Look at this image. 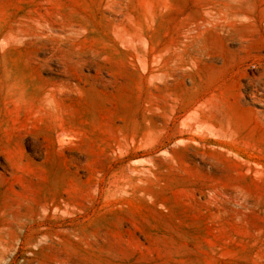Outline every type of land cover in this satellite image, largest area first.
<instances>
[{
  "label": "rangeland",
  "instance_id": "374dc122",
  "mask_svg": "<svg viewBox=\"0 0 264 264\" xmlns=\"http://www.w3.org/2000/svg\"><path fill=\"white\" fill-rule=\"evenodd\" d=\"M0 264H264V0H0Z\"/></svg>",
  "mask_w": 264,
  "mask_h": 264
},
{
  "label": "bare ground",
  "instance_id": "6f19581e",
  "mask_svg": "<svg viewBox=\"0 0 264 264\" xmlns=\"http://www.w3.org/2000/svg\"><path fill=\"white\" fill-rule=\"evenodd\" d=\"M6 90H7L8 94L14 96L17 99L18 98L23 99L25 96V91H26L25 85L21 81L9 82L8 80H7V84H6ZM195 120L202 123L205 121V118L202 116H197V118H195Z\"/></svg>",
  "mask_w": 264,
  "mask_h": 264
}]
</instances>
